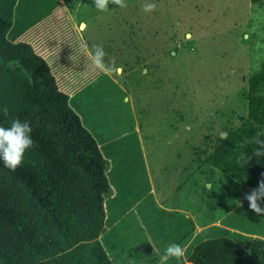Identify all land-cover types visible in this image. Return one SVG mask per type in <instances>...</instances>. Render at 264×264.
I'll return each instance as SVG.
<instances>
[{
  "label": "rangeland",
  "instance_id": "374dc122",
  "mask_svg": "<svg viewBox=\"0 0 264 264\" xmlns=\"http://www.w3.org/2000/svg\"><path fill=\"white\" fill-rule=\"evenodd\" d=\"M146 2L155 10L143 11ZM126 4L101 12L93 0H18L8 38L46 60L107 158L105 227L157 206L215 220L251 191L202 162L246 114L240 93L264 63V5ZM85 42L103 46L108 67L91 62Z\"/></svg>",
  "mask_w": 264,
  "mask_h": 264
},
{
  "label": "trees",
  "instance_id": "16d2710c",
  "mask_svg": "<svg viewBox=\"0 0 264 264\" xmlns=\"http://www.w3.org/2000/svg\"><path fill=\"white\" fill-rule=\"evenodd\" d=\"M17 1L0 0V126L15 118L29 121L33 147L15 171L0 160V264H144V259L155 264L160 254L142 231L122 239L119 225L104 232L105 198L112 194L109 162L46 60L30 43L8 38ZM248 84L240 93L247 105L241 123L202 163L252 190L264 180V155L255 154L261 147L256 138L264 140V63ZM260 204L264 207V200ZM155 208L140 213L146 220L159 219L155 229L148 225L149 237L172 234L178 219L171 218L182 216L177 233L184 241L193 237L185 252L192 263L264 264V214L256 215L247 200L226 209L220 225L195 235L192 218Z\"/></svg>",
  "mask_w": 264,
  "mask_h": 264
},
{
  "label": "clouds",
  "instance_id": "9594fccd",
  "mask_svg": "<svg viewBox=\"0 0 264 264\" xmlns=\"http://www.w3.org/2000/svg\"><path fill=\"white\" fill-rule=\"evenodd\" d=\"M94 5L97 10L101 12H106L108 10L109 4L116 5L120 8H126V0H93ZM156 8L155 3H144L142 9L145 12H152ZM81 47L86 51L88 58L91 62L99 69H105L108 67L105 64V52L103 46L101 45H92L89 49L87 43H82ZM115 58H111L110 64L114 65ZM19 64L18 61L14 62ZM13 64L10 63L9 67H12ZM147 69H144L142 74H146ZM2 112L5 116L8 114V108L5 106L2 109ZM32 128L30 122L25 120L21 121L19 118L12 120L10 126H0V160L3 161L5 167L9 168L12 171H15L19 167L24 159V154L26 150L33 147V140L30 133ZM264 135V134H262ZM257 145L261 147L257 148L255 152L256 155H264V140H261L258 136L256 138ZM247 161H244L246 163ZM239 163V161H238ZM244 199L248 201V207L256 215L264 214V207H261L260 201L264 200V180L259 181L258 186L252 189L250 192L245 193ZM238 206L240 202L237 201ZM186 249L182 248L181 245L177 243H169L164 250L160 253V264H168L169 260L177 261V264H180V261L185 255Z\"/></svg>",
  "mask_w": 264,
  "mask_h": 264
},
{
  "label": "crops",
  "instance_id": "0c3cea01",
  "mask_svg": "<svg viewBox=\"0 0 264 264\" xmlns=\"http://www.w3.org/2000/svg\"><path fill=\"white\" fill-rule=\"evenodd\" d=\"M172 210H174L177 213H183L184 215L192 218L190 215H187L186 212H182V211L178 210L177 208H176V210L175 209H172ZM140 213H139V211L134 212L131 216H128V217L122 219V221H120L118 224L113 226L114 228L111 227L112 226L111 224L106 226L104 232H107V231L110 232V231L114 230L119 225L120 230L118 233V238L122 239V238L130 235L131 233H137V234L141 235V231H142L143 234H146L147 239L150 240V244L153 246V248L156 250V252L158 254L161 253V250L159 249V247L155 243L160 244L163 250L169 243H177V244L181 245L182 248L186 249V251L189 249L193 237L188 238L186 241H184V240H181V233L180 234L177 233L178 229L182 223V218H181L182 216H178V215H174L173 217L168 216V217H172L171 219H173L174 217L178 219V229H176L174 227L172 234H169L167 236L166 235L161 236V235L155 233L154 236H152V238H150L148 231H147V227L149 225L150 227L152 226V229L153 228L155 229L157 224L159 223V221H158L159 219H156L155 217H153L152 219L146 220V219H144V217L140 216ZM192 220H193L194 225H195L194 235L196 233H199V232L201 233L202 231L204 232V230H206L207 227H209L211 225H220V217H218L216 220H212V221H209L207 223H201V224L196 222V220H194L193 218H192ZM133 224L136 226V230L131 231L130 228ZM254 236H256V235H254ZM143 263L148 264V262L145 259H144ZM155 264H160V260L157 261ZM168 264H177V261H175L174 259L169 260ZM180 264H194V263H192L191 261H189L186 258V253H185L184 257L180 261Z\"/></svg>",
  "mask_w": 264,
  "mask_h": 264
},
{
  "label": "bare ground",
  "instance_id": "6f19581e",
  "mask_svg": "<svg viewBox=\"0 0 264 264\" xmlns=\"http://www.w3.org/2000/svg\"><path fill=\"white\" fill-rule=\"evenodd\" d=\"M84 27H85L84 24H80V25H79V28H80V29H84Z\"/></svg>",
  "mask_w": 264,
  "mask_h": 264
},
{
  "label": "water",
  "instance_id": "95a60500",
  "mask_svg": "<svg viewBox=\"0 0 264 264\" xmlns=\"http://www.w3.org/2000/svg\"><path fill=\"white\" fill-rule=\"evenodd\" d=\"M225 135H226V133L223 132L222 135H221V137H225Z\"/></svg>",
  "mask_w": 264,
  "mask_h": 264
}]
</instances>
